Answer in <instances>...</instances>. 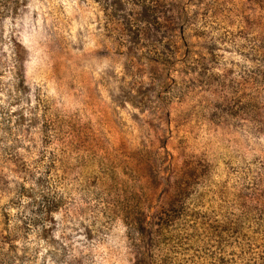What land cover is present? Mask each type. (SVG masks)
I'll return each mask as SVG.
<instances>
[{"label":"rangeland","instance_id":"1","mask_svg":"<svg viewBox=\"0 0 264 264\" xmlns=\"http://www.w3.org/2000/svg\"><path fill=\"white\" fill-rule=\"evenodd\" d=\"M0 264H264V0H0Z\"/></svg>","mask_w":264,"mask_h":264}]
</instances>
